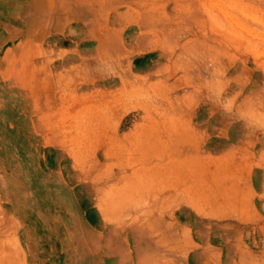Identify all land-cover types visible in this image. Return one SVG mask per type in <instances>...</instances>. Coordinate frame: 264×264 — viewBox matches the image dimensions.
<instances>
[{
	"label": "crops",
	"instance_id": "obj_1",
	"mask_svg": "<svg viewBox=\"0 0 264 264\" xmlns=\"http://www.w3.org/2000/svg\"><path fill=\"white\" fill-rule=\"evenodd\" d=\"M168 40L264 72V0H0V148L60 155L72 183L32 176L46 188L31 201L58 187L79 219L61 238L34 206L31 217L0 209L4 264L9 242L26 264L24 245L42 237L75 240L76 264H251L243 230L260 215L246 119L232 121L208 82L179 78L152 45Z\"/></svg>",
	"mask_w": 264,
	"mask_h": 264
},
{
	"label": "rangeland",
	"instance_id": "obj_2",
	"mask_svg": "<svg viewBox=\"0 0 264 264\" xmlns=\"http://www.w3.org/2000/svg\"><path fill=\"white\" fill-rule=\"evenodd\" d=\"M215 44L218 45V43ZM152 45H156L160 50H163L164 55L171 60L172 67L177 66L176 68L179 67L178 70L183 68L184 73L182 76L180 73L178 75L179 78L181 77L180 79L189 80L191 78L199 83L208 82L214 88L212 95L216 104L222 98L229 99L225 101V112L230 115L232 121L239 116L246 119L248 150L250 152L253 148L255 152L253 167L248 170L247 176L254 184L256 208L260 218L255 225H248L244 228L242 241L247 247L249 262L251 261V264H264V72L250 71L249 64L253 59H248V68H244L240 63L242 59L232 57L230 67L226 68L227 66L223 67L221 58L207 59L202 57L201 55H205L206 52V42L194 43L191 41L168 40L152 43ZM233 45L234 43H231V46ZM212 62L215 66L213 73L211 71L206 73V67L211 66ZM256 62L262 66H256V68L264 70V58H258ZM192 65L194 73L190 72V66ZM222 69L227 71L222 73ZM187 71H189L188 74ZM172 77H174V74ZM222 85H225L224 92L222 91ZM217 107L218 105L215 106L216 110ZM27 146L25 144L24 148L30 149ZM39 152L36 154L27 151L16 153L11 146L0 148V209L6 212L8 217L17 216L19 212L31 217L34 206L38 209V211L34 210V215L42 221L49 220L56 236L62 238L71 226L72 230L76 231L79 221L74 213L73 204V211L70 212L61 200V196H65L66 192L64 194V192H61L62 189L55 187L52 191L54 195L52 201L47 203L45 201L32 202L31 189L36 188L35 191L41 195L44 192L42 188L46 187L41 184L31 187L29 184L32 176L40 179L61 177L72 183L74 173L67 169L66 162L58 163L60 155L56 154L50 157L46 154L45 149L42 150V153ZM50 158L52 161L48 163L49 167L47 169L33 172L31 169L25 168L26 165H35L38 162L41 165ZM21 161L23 164H20ZM53 162L55 165L57 164L59 172H54L50 168ZM39 183H42V181L40 180ZM72 189H74L72 193L75 194L76 206L78 207L77 186L72 187ZM31 226V218L24 219L21 225L25 230L30 229ZM56 241L48 246L46 238L42 237L38 249H31L29 245H24L26 248L24 253L27 256L26 264H76L78 259L76 241L71 239L66 242L64 247H59ZM12 247L13 244L9 242L7 244L6 264H24L20 258L19 250H13ZM10 249L12 250L10 251ZM0 264H4L2 260H0Z\"/></svg>",
	"mask_w": 264,
	"mask_h": 264
}]
</instances>
